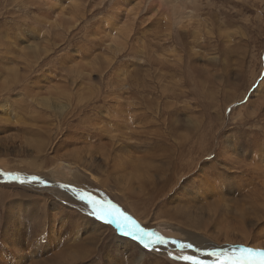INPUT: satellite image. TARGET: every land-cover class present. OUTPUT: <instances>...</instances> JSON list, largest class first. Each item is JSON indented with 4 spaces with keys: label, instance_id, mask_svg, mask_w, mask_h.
Returning <instances> with one entry per match:
<instances>
[{
    "label": "rangeland",
    "instance_id": "374dc122",
    "mask_svg": "<svg viewBox=\"0 0 264 264\" xmlns=\"http://www.w3.org/2000/svg\"><path fill=\"white\" fill-rule=\"evenodd\" d=\"M99 1L0 0V264H111L110 257L115 262L123 260L125 256L115 252L111 256L96 252L77 260L84 247L88 255L93 248L85 245L84 230L79 232L81 228L75 229L69 219L68 209H80L70 207L66 197L60 198L56 191L67 193L68 189L83 192L99 204L116 205L146 229L154 242L160 237L167 244L172 242L175 248L159 253L162 258L192 264L179 257L193 255L209 261V250L196 255V245L176 247L184 234L155 219L158 205L147 204L138 193V177L134 181L122 175L130 172L128 166L137 157L156 150L136 144L123 151L118 146L122 141L135 144L140 138L143 143H153L158 134H168L171 110L177 122L183 119L184 124L200 126L193 132L177 130L179 137L199 139L193 146L198 152L182 153L180 160L185 165L205 157L191 173L182 169L179 175L190 176L189 181L170 191V196L175 193L182 199L185 209L201 217L205 226L196 235L203 242L200 244L237 255L241 248L264 250L238 242L245 241L244 232L254 230L258 236L250 244H264V0H147L144 11L132 16L128 13L141 0H105L106 10L98 12L95 8L105 4ZM131 25L130 39L115 53L112 35ZM175 31L187 34L186 45ZM86 132L90 135H84V141L55 150L60 140L81 138ZM94 132H102V139L97 140ZM113 139L116 145L111 146ZM38 145L45 150L41 152ZM208 151L213 153L206 155ZM63 153L84 156L85 166L77 158L74 161L79 165L66 170L67 162H63L61 176L53 180L50 171L55 165L46 159ZM120 157L121 163L130 165L115 168L114 163L119 162L115 159ZM33 176L49 191L35 190L40 184L8 186V179L16 182L18 177ZM3 188L10 190L7 198L1 195ZM16 188L43 200L34 203L18 195ZM57 206L63 213L57 212ZM43 208L49 213L45 215ZM86 209L90 215L92 208ZM52 213L59 214L58 221L51 218ZM137 213L146 215V223ZM18 228L23 229V244L16 243L22 246L20 252L10 247ZM7 235L12 238L4 240ZM230 237L235 241L226 242ZM132 240L140 242L146 252L165 244L145 247V236ZM79 242L80 247H74ZM188 243L183 240L181 245ZM253 255L259 264L260 257Z\"/></svg>",
    "mask_w": 264,
    "mask_h": 264
},
{
    "label": "bare ground",
    "instance_id": "6f19581e",
    "mask_svg": "<svg viewBox=\"0 0 264 264\" xmlns=\"http://www.w3.org/2000/svg\"><path fill=\"white\" fill-rule=\"evenodd\" d=\"M135 1V0H133ZM116 2V0H115ZM147 2V0H141L139 1L137 4H138V7L136 9H133L131 13H128L130 14L131 16L135 13H138V11L142 12L144 11L146 5L145 3ZM105 3V4H104ZM150 3V2H148ZM99 4H104L103 6H99V8H95L97 9L98 12H101V11H104L106 10V6H108V3L107 1L105 0H100L99 1ZM98 4V5H99ZM151 4V3H150ZM79 7L77 8V6H75V9L76 10H79L80 9V5H78ZM94 9V10H95ZM148 11L151 8V5H147V8H146ZM96 11V10H95ZM97 12V13H98ZM144 14V13H142ZM92 16H95V12L91 13ZM165 15V14H163ZM138 17V16H137ZM140 17V16H139ZM141 18V17H140ZM139 19V18H138ZM178 19V18H177ZM180 20V19H178ZM136 22V21H135ZM134 22V23H135ZM174 24H176L177 22L173 21ZM132 22V24H134ZM178 24V23H177ZM184 25V24H183ZM179 26V24H178ZM137 27V26H136ZM179 29V28H178ZM198 29V28H197ZM116 30V29H115ZM118 30V29H117ZM125 31L123 33H120L121 31H123L121 29L116 31V33L114 35H112L111 37V43H116L115 45L117 46L116 48L113 49V51H115V53H118L120 52L122 49H123V46L125 45L124 42L126 41L127 42V39L130 37L132 31L134 30V25L130 26L129 28L124 29ZM136 30V29H135ZM85 32V31H84ZM114 32V31H113ZM112 32V34H113ZM137 32V31H136ZM135 32V33H136ZM176 32V31H175ZM190 32V31H189ZM176 33H179L178 31ZM188 33V32H187ZM197 33V32H196ZM77 33H73V35L75 36ZM171 35V34H169ZM179 36H180V39H182V44L184 43L185 45L187 44L185 39L187 38V34H183V33H179ZM83 37V36H82ZM189 37V36H188ZM102 38V37H100ZM87 39V38H86ZM130 39V38H129ZM179 39V38H178ZM180 42V41H179ZM91 43V42H90ZM181 43V42H180ZM157 45V44H156ZM162 46V45H161ZM184 48V47H183ZM186 48V47H185ZM125 50V49H124ZM130 50V48H129ZM127 51V50H126ZM131 51V50H130ZM128 52V51H127ZM131 53V52H130ZM191 53V52H190ZM124 54L126 55V53L124 52ZM186 56H188L186 54ZM152 59V56L150 57ZM157 58V57H156ZM188 58V57H187ZM190 58V57H189ZM158 61H161V60H158ZM150 62H152V60H150ZM164 62V61H163ZM161 62V63H163ZM155 64V63H154ZM157 64V63H156ZM160 65V63H159ZM159 65H156V66H159ZM163 65V64H161ZM165 67V65H164ZM168 67V66H167ZM166 67V68H167ZM182 67V66H181ZM182 70V68H181ZM196 94V93H195ZM176 113H173L172 110L171 111H168V123H167V126L170 127V131L168 134H165L163 133V135H157L156 137V141H154L153 143H143L142 139L140 138L139 142L137 143H127L125 141H122V144L119 147V149L121 150H128L129 147H131L133 149L134 146H136V144H139L138 147L140 148H143V147H146V148H149V147H154L156 152L155 153H152L149 154L148 156H145V157H137V161L135 164H126V162L124 163H121L120 161L122 160V157H120L119 159H115L116 161H119V162H115L114 163V167L117 168V167H121V169H124V167L127 165H130L128 166L131 170L130 172H126L122 175H124L125 177H127L128 180H133L135 181V177H138L139 180H141L140 182V187L138 189V193L141 195V197H143L144 201L147 203V204H156L158 205V209L157 211L155 212L156 213V217L155 219H157L158 221L161 220L163 222H166L168 224H171V225H174L178 228V230L180 231V233L178 234H184V239L181 240V242H183V240L185 241H188L189 243L188 244H192V245H196L197 248H195V254L199 255L203 252L201 251H206V250H219L216 246L215 247H211L209 244H204V245H201L200 243H203L202 240H200L196 235H200V230H202V228H204V224L203 222L201 221V217H199L198 215H193L191 214L190 211L192 210H187L185 209V205H182V199L179 198L175 193L173 195L170 196V191L173 190L175 192V190L179 187H184L185 184L189 181L190 179V176L188 177V175L184 178L183 175L184 174H181L179 175V172L184 169V170H187L189 173H191V171H193V167H195L196 165H198L202 159H204L205 155L202 157H200L198 160H192V166H190L189 164L185 165L181 160L182 158V153L184 154V152H190V153H194V152H198L199 149H194L193 146L195 143L198 142L197 140V137H193V139H187L186 136H181L179 137L178 136V132L177 130L178 129H185L187 130V132H189L188 130H190L191 132H193L194 129L200 127L198 124L195 125V126H192L190 125L189 123H185L183 122V119L182 120H178L179 122H177V120L175 118ZM43 121V120H42ZM45 121V120H44ZM167 122V121H166ZM193 123H195V121H192ZM82 122H80V125H81ZM128 123H131V122H128ZM148 124V122H147ZM196 124V123H195ZM71 125V124H70ZM79 125V124H78ZM131 125V124H130ZM71 127V126H70ZM75 127V125L73 126ZM131 127V126H130ZM18 128V127H17ZM68 128V127H67ZM83 128V127H82ZM118 128V127H116ZM73 129V128H72ZM169 129V128H168ZM69 130V129H68ZM99 130V129H98ZM39 131V130H38ZM75 131H76V128H75ZM82 131V130H81ZM86 131V130H85ZM71 132V131H70ZM69 132V133H70ZM81 133V132H80ZM96 137H97V140H100L102 139V136L104 135L102 132H94ZM161 133V132H160ZM211 134V133H210ZM73 135V133H72ZM84 135L89 136V132H86V133H83L81 136V138H77V137H71L69 139H62L60 140V143L56 144L57 148L55 150H58V149H61L63 148L64 146L66 145H71V144H74L76 143L77 141L81 142V141H84L85 139H82L84 138ZM175 135V136H174ZM76 136V135H75ZM108 136V135H107ZM120 136V135H119ZM148 136V135H147ZM212 136V135H211ZM215 136V135H214ZM221 136V135H220ZM56 137V136H55ZM62 137V136H61ZM110 137L112 138H115L113 135H110ZM149 137V136H148ZM54 138V137H53ZM121 138V137H120ZM217 137L215 139H211L209 140L210 144L214 143V141H216ZM129 140V139H128ZM90 142V141H89ZM43 144V143H42ZM55 144V143H54ZM202 144V143H201ZM216 144V143H215ZM52 145V143H51ZM116 145V142H115V139L112 140V144L111 146H114ZM55 146V147H56ZM39 149L41 147L38 145ZM53 147V146H52ZM117 147V146H116ZM217 148V147H216ZM39 149H38V152H39ZM136 149V148H135ZM43 148H41V152H42ZM45 150V148H44ZM43 150V151H44ZM54 150V149H53ZM102 150V149H101ZM113 151V150H112ZM86 152V151H85ZM127 152V151H126ZM130 152V151H128ZM205 152V151H204ZM93 153V152H92ZM177 153H179V156L177 155ZM213 152H209L206 154V155H209ZM39 154V153H37ZM64 154V153H63ZM68 154V153H67ZM66 154V155H67ZM89 154V153H88ZM148 154V153H147ZM223 154V153H222ZM64 154V156H66ZM130 155V154H129ZM187 155V154H186ZM192 155V154H191ZM195 155V154H194ZM199 155V154H198ZM49 156V155H48ZM64 156H56V158H51L50 157H47V162L49 164L53 163V165H55V167L53 168V170L50 171V177H52L53 180H56L57 177L61 176L62 172L60 173L59 171V168H61V165L63 164V162H67V166L64 167L69 170H72L73 168H75L74 166H77L79 165V163L77 164L76 160L74 161V159H80L81 161L83 160V164L85 166V162H84V159L85 157L84 156H81L79 154H69L67 155L66 157H70V158H66ZM107 156V155H106ZM114 156V155H113ZM217 156V154H216ZM84 157V158H83ZM110 157V156H109ZM199 157V156H198ZM116 158V156H115ZM124 158V157H123ZM179 158V159H178ZM110 159V158H109ZM113 159V158H112ZM181 159V160H180ZM79 160V161H80ZM232 160V159H231ZM3 161V160H2ZM5 161V160H4ZM133 161V160H132ZM197 161V162H196ZM46 162V163H47ZM172 162L173 163V167H172ZM87 163V162H86ZM27 165V164H26ZM37 165V164H36ZM88 165V164H86ZM35 166V165H34ZM73 166V167H71ZM36 167V166H35ZM53 167V166H52ZM79 167V166H78ZM19 168V167H18ZM108 169V167H107ZM189 169V170H188ZM117 170V169H116ZM79 171V169H78ZM114 171V170H113ZM153 171L154 173V178L152 177L151 175V172ZM115 172V171H114ZM111 173V172H109ZM63 174H65L66 176V172H64ZM121 174V173H120ZM20 176V175H19ZM121 176V175H120ZM120 176L118 178H120ZM147 177V178H146ZM188 177V178H187ZM0 178H3V177H0ZM82 180H84L83 178H81ZM121 179V178H120ZM126 178L122 179V180H127ZM10 182L8 183V186L9 185H14L15 187L17 186H20L21 183H26V184H29L31 186H38V184H40L41 186L39 187L38 186V189H35L37 190L38 192L43 189V190H48L46 188H43V182H41L40 180L38 181H31V179H22L18 177V179L16 180V182H13L15 181V179L11 178V179H8ZM80 180V179H78ZM23 181V182H22ZM76 181V180H75ZM81 181V180H80ZM85 181V180H84ZM117 181V180H115ZM125 183V182H124ZM76 184V183H75ZM119 184V183H118ZM136 184V183H135ZM47 185V184H46ZM84 185V184H82ZM95 185V184H94ZM124 185V184H123ZM133 185V184H132ZM5 186V185H4ZM22 186V185H21ZM19 187V188H22V187ZM96 186H100L99 184H97ZM28 187V185H27ZM87 187V186H86ZM19 188H16V193L20 196H25V197H28V198H31L34 200V203H38V201L40 200H43V198L41 197H32L31 195L25 193V192H22V191H19ZM32 188V187H31ZM122 188V187H121ZM2 189V188H1ZM124 189V188H122ZM25 190V189H24ZM33 190V191H35ZM105 190V189H104ZM49 191V190H48ZM57 193H58V196L60 198H62V196L66 197V201L68 202V204L70 203V207H74L76 206L77 208H79L80 210L77 211L75 209H68V214H71L69 216V219L71 220V222L73 223L75 229L77 228H81V229H77L79 232L83 231L85 232V234H87V237L85 238V240H87V244H85L86 246L90 247V248H93V253L88 255L87 252H86V248L84 247L83 250H81V252L78 253V256H77V260L78 259H81V258H90L94 253L96 252H102L104 254H106L107 256H111L110 254L115 252L117 255L118 254H123L125 257L123 258L122 261H117L115 262L113 257H110L109 260L111 262V264H183V263H178V262H173V261H169V260H166L164 258H162L160 256L159 253H163L164 250L166 249H173L175 247H173L171 245L172 242H170V244L168 243H165L164 244V247L162 246H157L155 247L156 251L155 252H146V250L144 248L141 247L142 244H140V242H135L134 240L132 239H137L136 235H133V236H128L124 233H121L120 230L117 228L116 224H111L109 225L106 221H98L97 219L93 220L92 217H90V215H88L86 212L87 209L86 208H89L91 207L92 208V205L91 204H88L87 203V199H88V195L84 194L83 192H78L77 190H74L73 189V193L72 190H69L68 191L70 193L73 194V196L70 195L69 192L67 193H64L60 190H56ZM106 192V191H105ZM129 192V191H128ZM136 192V191H135ZM22 193V194H21ZM42 193V192H41ZM11 195L10 193V190H7L6 188H3V190L1 191V195L3 197H6L8 195ZM15 193H13L14 195ZM33 195V194H32ZM109 196V195H108ZM117 196V194L115 195ZM128 196V195H127ZM81 197H84L83 199H81ZM106 197V195H105ZM104 198V196H103ZM123 198V196H122ZM131 198V197H130ZM134 198V197H133ZM137 198V197H135ZM50 199V198H49ZM115 199V197H114ZM117 199V198H116ZM138 199V198H137ZM33 200H30V201H33ZM129 200V199H128ZM133 200H136V199H133ZM187 200V199H186ZM100 201V200H99ZM107 201V200H106ZM138 201V200H136ZM105 202V201H104ZM109 202V201H108ZM134 202V201H133ZM140 202V201H139ZM137 202V203H139ZM2 203V202H1ZM56 203V202H55ZM103 203V202H102ZM136 203V202H135ZM143 203V202H142ZM141 203V204H142ZM40 204V203H39ZM44 204V203H43ZM105 204V203H104ZM140 204V203H139ZM138 204V205H139ZM173 204V205H172ZM103 205V204H102ZM106 205V204H105ZM125 205V204H124ZM137 205V204H136ZM145 205V204H144ZM126 206H129V205H126ZM135 206V205H134ZM153 206V205H152ZM42 207V206H41ZM145 207H147L145 205ZM263 207V206H262ZM46 208V206H45ZM43 208V213H49V211H44ZM58 208V206L56 207ZM129 208V207H128ZM135 208V207H134ZM156 208V207H154ZM40 207L36 209V211L33 213V218L36 219L37 218V212L39 211ZM59 209L60 207L58 208V211L59 212ZM138 209V207H137ZM152 209V208H151ZM255 209V208H253ZM90 210V209H88ZM93 210V209H92ZM128 210V209H127ZM131 210V209H130ZM256 210V209H255ZM139 212V211H138ZM60 214L63 213L62 210L59 212ZM132 213V212H131ZM224 214V212H222ZM139 214V213H137ZM219 217H220V214H218ZM87 216H89L87 218ZM76 217V218H75ZM137 217V216H136ZM260 217V216H258ZM52 219H55L57 220V218H59V214H53L52 213V216H51ZM140 221H142L143 223H146L147 221V217L146 215L144 214H139V217ZM200 218V219H199ZM244 220V219H243ZM36 221V220H35ZM58 221V220H57ZM9 222V221H8ZM123 221L121 220V223ZM208 222V221H207ZM206 222V223H207ZM124 223V222H123ZM205 223V222H204ZM11 224V223H10ZM224 224V223H223ZM256 223L253 224V226H255ZM24 226H27V225H24ZM85 229H83V227ZM27 228V227H26ZM87 229V230H86ZM244 229V228H242ZM91 230V231H90ZM119 230V231H118ZM9 231V230H8ZM23 229H20L18 228L17 229V233H19L18 235L14 236L16 237V239H14L13 242H11V245L10 247H12V249H14V251L16 252H20L22 249L21 247H17V245L19 244H23V240L20 239V235L22 233ZM93 231V232H92ZM128 231H132V232H136V229L135 227L131 226L130 228H126L125 229V232H128ZM254 230H250L249 232H244L245 235L243 236V240H245L244 242L243 241H240L238 240V242H241V243H248L249 245H253L254 247H263L264 248V244L262 243H259V244H256V243H253V244H250L249 241H253L255 240V238L258 236V234H254L253 233ZM120 234V235H119ZM228 234V233H227ZM201 237V236H200ZM11 239L12 237L11 236H6L5 238H3L4 240L5 239ZM146 240L145 243L147 245H152V243H154V240L152 237L150 236H145ZM182 238V237H181ZM216 240L220 241L219 238L215 237ZM241 239V240H242ZM16 241V242H15ZM218 241V242H219ZM235 240H233V238H228L226 240V242L230 243V242H234ZM5 242V241H4ZM34 242V241H33ZM181 242H178L179 244L176 245L177 246H180L181 247ZM17 243V245H16ZM71 247V246H70ZM74 247L78 248L80 247V242L79 243H75L74 244ZM203 249H201V248ZM33 248V247H32ZM35 249V248H33ZM147 249V248H146ZM197 249H199V251H197ZM88 251V250H87ZM181 251V250H180ZM197 251V253H196ZM208 252V251H206ZM73 253V252H72ZM61 254V253H60ZM205 254V253H204ZM119 256V255H118ZM102 257V256H101ZM128 257V258H127ZM22 258H24V256L18 258V263L21 262ZM55 258V257H54ZM127 258V259H125ZM213 257H211L209 259V261H213L212 259ZM205 257H202V260H204ZM76 260V261H77ZM101 260V259H99ZM116 260V259H115ZM117 260H120V258H118ZM81 261V260H79ZM122 262V263H121ZM94 263V261H93ZM98 263V262H97Z\"/></svg>",
    "mask_w": 264,
    "mask_h": 264
},
{
    "label": "snow or ice",
    "instance_id": "6c2138e0",
    "mask_svg": "<svg viewBox=\"0 0 264 264\" xmlns=\"http://www.w3.org/2000/svg\"><path fill=\"white\" fill-rule=\"evenodd\" d=\"M40 178L33 176L31 180L38 181ZM23 182V181H22ZM84 197H81L83 199ZM87 203L92 205V216L98 217L101 221H106L109 225L116 224L117 228L121 233H124L128 236L136 235L138 240H143L144 236L149 235L146 229L141 228L140 225L132 219L131 216L127 215L125 212H122L116 205H113L109 202L108 205L99 204L93 198L88 197ZM121 220L124 223H121ZM129 222L136 229V232L128 231L125 232V229L129 227ZM166 241L163 237H160L158 241L154 243L163 244ZM150 245H145V247H149ZM181 247L192 248V244L181 245ZM199 251V249H197ZM256 254L260 257L259 264H264V250H257L252 248H241L240 254L237 255L235 252L232 254L227 253L224 250H211L207 252V255L210 257H216L215 261H204L201 260L197 256L193 255H184L179 257V259H183L186 261H191L192 264H256L255 256ZM247 254V255H245Z\"/></svg>",
    "mask_w": 264,
    "mask_h": 264
}]
</instances>
